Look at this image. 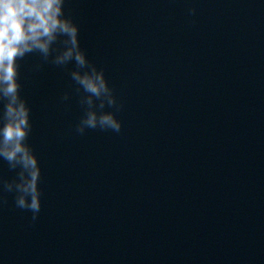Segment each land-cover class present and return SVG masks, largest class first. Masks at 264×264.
Returning a JSON list of instances; mask_svg holds the SVG:
<instances>
[{
	"label": "water",
	"instance_id": "1",
	"mask_svg": "<svg viewBox=\"0 0 264 264\" xmlns=\"http://www.w3.org/2000/svg\"><path fill=\"white\" fill-rule=\"evenodd\" d=\"M65 11L123 104L122 131L75 134L67 71L22 62L43 207L35 224L11 196L0 207V264H264V0ZM0 175H14L3 161Z\"/></svg>",
	"mask_w": 264,
	"mask_h": 264
},
{
	"label": "clouds",
	"instance_id": "2",
	"mask_svg": "<svg viewBox=\"0 0 264 264\" xmlns=\"http://www.w3.org/2000/svg\"><path fill=\"white\" fill-rule=\"evenodd\" d=\"M67 0H0V161L14 173L0 175V207L12 198L15 209L30 213L35 224L42 211V169L29 137L33 131L31 106L22 92L21 66L28 57L38 60L32 71L46 65L67 71L70 90L60 97L67 104L73 96L81 109L75 134L90 130L122 131L117 113L123 104L109 84L103 68L89 60L80 43V26L67 14ZM196 8L187 9L194 17Z\"/></svg>",
	"mask_w": 264,
	"mask_h": 264
}]
</instances>
